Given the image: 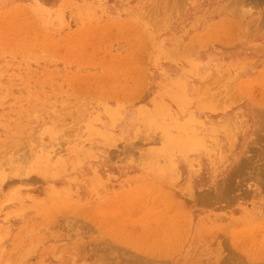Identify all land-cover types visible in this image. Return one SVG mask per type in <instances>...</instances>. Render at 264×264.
Returning a JSON list of instances; mask_svg holds the SVG:
<instances>
[{"label": "rangeland", "instance_id": "1", "mask_svg": "<svg viewBox=\"0 0 264 264\" xmlns=\"http://www.w3.org/2000/svg\"><path fill=\"white\" fill-rule=\"evenodd\" d=\"M0 264H264V0H0Z\"/></svg>", "mask_w": 264, "mask_h": 264}]
</instances>
